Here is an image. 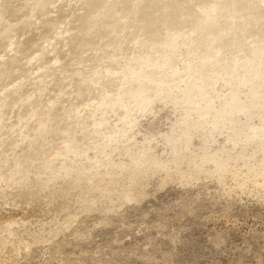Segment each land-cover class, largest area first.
<instances>
[{
  "label": "rangeland",
  "instance_id": "374dc122",
  "mask_svg": "<svg viewBox=\"0 0 264 264\" xmlns=\"http://www.w3.org/2000/svg\"><path fill=\"white\" fill-rule=\"evenodd\" d=\"M0 264H264V0H0Z\"/></svg>",
  "mask_w": 264,
  "mask_h": 264
},
{
  "label": "bare ground",
  "instance_id": "6f19581e",
  "mask_svg": "<svg viewBox=\"0 0 264 264\" xmlns=\"http://www.w3.org/2000/svg\"><path fill=\"white\" fill-rule=\"evenodd\" d=\"M44 87V85L42 84V85H40V90H42V88ZM32 95L35 97V96H37V93L35 92H32ZM17 115H18V113H17ZM16 116V115H15ZM13 117H14V115H13ZM5 118V117H4ZM4 120V122H2V123H6V122H8L9 121V119L7 118V119H3ZM10 122V121H9ZM21 123V122H20ZM19 123V124H20ZM26 124V123H25ZM26 128V127H25ZM6 144V143H5Z\"/></svg>",
  "mask_w": 264,
  "mask_h": 264
}]
</instances>
